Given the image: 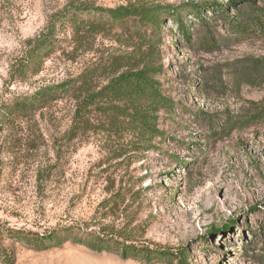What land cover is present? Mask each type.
I'll return each instance as SVG.
<instances>
[{
	"label": "rangeland",
	"instance_id": "1",
	"mask_svg": "<svg viewBox=\"0 0 264 264\" xmlns=\"http://www.w3.org/2000/svg\"><path fill=\"white\" fill-rule=\"evenodd\" d=\"M246 2L0 0V106L75 78L108 47H118L98 36L93 52L72 60L69 35L59 28L62 42L43 71L28 82L9 81L26 42L72 4L177 8L189 34L175 19L166 18L161 29L156 59L176 106L173 115L160 114L165 135L152 149L131 146L115 159L113 139L97 133L68 142L74 111L68 100L38 116L40 129L33 126L28 135L35 149H13L0 134V264H264V86H238L237 76L248 60L264 58V37L238 29L252 18ZM194 5L204 8L200 18L191 15ZM122 139L128 146V135ZM117 193L120 205L107 204ZM107 226H113V253L72 239L48 250L36 243L63 229L91 242ZM120 243L140 257L123 259Z\"/></svg>",
	"mask_w": 264,
	"mask_h": 264
},
{
	"label": "trees",
	"instance_id": "2",
	"mask_svg": "<svg viewBox=\"0 0 264 264\" xmlns=\"http://www.w3.org/2000/svg\"><path fill=\"white\" fill-rule=\"evenodd\" d=\"M247 2L252 7V18L247 25H238V29L264 37V1L262 4L250 0ZM231 5L237 7V1L231 2ZM213 6L210 7L217 8L220 13L223 10L221 6ZM203 9V6L194 5L191 15L200 18ZM166 18L175 19L183 34L189 38L179 10L160 5L131 3L114 9H103L72 4L71 8L52 18L45 32L29 39L23 53L13 62L9 73V81L12 83L28 82L43 71L45 62L58 51L62 42L58 40L59 28H64L65 35H69L65 41L71 48L67 55L72 60L81 51L93 52L98 36L114 39L118 47H108L75 78L40 88L31 96L13 97L2 102L0 134H7L5 141H10L13 149L21 146L35 149L28 135H32L33 126L40 129L38 116L43 115L53 104L68 100L74 110L71 126L66 133L68 142L97 133L105 141L113 139L115 159L123 158L131 146H135L136 151L152 149L154 140L164 139L165 135L159 127L160 114L173 115L176 106L174 100L164 92L160 77L165 69L156 59ZM248 62V68L237 73L238 86H264V58H254ZM252 106L256 107L255 103ZM124 135L130 138L128 146L123 144ZM119 197L117 193L116 200H113L112 195L106 203L115 201L114 206L120 205ZM105 229L103 233H93L91 242L73 237L72 231L63 229L50 236H38L36 243L38 245L43 241L40 250H48L61 247L72 239L94 251L113 253V244L116 245L113 226ZM118 250L123 259L140 257L139 250L125 243H120ZM149 254L145 256L148 262L151 260Z\"/></svg>",
	"mask_w": 264,
	"mask_h": 264
}]
</instances>
